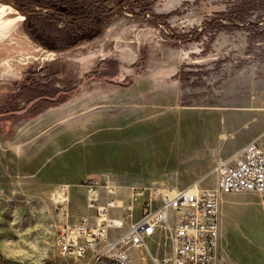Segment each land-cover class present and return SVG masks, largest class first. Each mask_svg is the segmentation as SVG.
<instances>
[{
    "label": "rangeland",
    "instance_id": "obj_1",
    "mask_svg": "<svg viewBox=\"0 0 264 264\" xmlns=\"http://www.w3.org/2000/svg\"><path fill=\"white\" fill-rule=\"evenodd\" d=\"M232 2H236L235 11L250 17L262 16L261 12L264 11V0ZM263 32L264 24L258 22L247 30L239 29L227 35L231 36L230 43L233 45L226 43L225 38H218L215 50L221 55L224 44L229 47L226 57L223 58L230 59L231 68H222V72L214 74L213 80L208 78L202 83L182 85L178 90L176 82L168 81V77L158 78L162 84L160 91L169 90L170 100L159 102L158 106L154 107L161 111L156 117V122L151 118L129 129L131 132L144 131L145 136L138 139L132 137L131 141L124 135L99 134L84 142L81 141L67 153L45 161L40 169L35 170L32 166L33 169L27 172L24 165L19 166L16 171L0 162V264H112L106 259L96 260L90 256L77 261L65 260L58 254L53 243L51 204L52 192L61 183L68 184L69 204L74 209L73 214L79 212L82 203L79 183L92 175L104 174L116 183L182 186L199 180L201 185L213 186L214 175L211 168L216 159L225 158L228 154L221 143L222 138L231 135V131L224 125L221 126L219 121L221 110L210 104L212 98L199 100L197 96L204 91L202 89L205 86L213 85L220 74L231 76L226 80L228 87L226 95L250 96L253 91H248V86L245 85L246 78H251L252 75L254 79L264 76V35H259ZM221 58L218 56V61ZM210 60L207 55L202 62L209 63ZM148 76L145 79L152 81L153 78ZM252 83L257 85V81ZM165 85L167 87H164ZM236 86H241V89ZM151 90L147 92H153ZM217 91L212 94L218 98L223 96L224 92L221 93L219 89ZM140 101L138 104L143 108L146 103ZM130 105L131 102L125 104ZM106 106L107 104L98 105V102H94L88 110L82 103L59 121L80 116L62 124L67 127L91 118L104 119L105 115L99 114L106 110L83 114L101 111ZM180 106L188 107L183 109ZM198 106L202 108L198 109ZM120 107L115 109L119 110ZM220 107H226V104L223 103ZM183 112L188 115H183ZM138 115L144 116L141 112H138ZM145 125L148 126L144 127ZM216 134L217 139L214 141L213 137ZM38 136L37 132L29 133L26 143L29 145ZM20 154L21 151L18 150L16 156ZM219 212L221 225L219 251L223 264H264V193L255 191L222 193L219 196ZM147 244L150 253L154 255L155 246ZM159 251L161 252L162 248H159Z\"/></svg>",
    "mask_w": 264,
    "mask_h": 264
},
{
    "label": "flooded vegetation",
    "instance_id": "obj_2",
    "mask_svg": "<svg viewBox=\"0 0 264 264\" xmlns=\"http://www.w3.org/2000/svg\"><path fill=\"white\" fill-rule=\"evenodd\" d=\"M12 1L32 43L51 53L71 50L84 60L87 72L68 92L81 83L89 88L94 83L127 88L148 65L149 55L163 60L159 69L168 74V81L176 82L178 90L182 85L202 83L222 68H231L230 59L223 58L229 47L224 44L221 55L215 50L218 38L233 45L227 35L264 24V11L262 16H247L234 10L232 0ZM207 55L209 63L202 62ZM230 77L220 74L198 99L212 98ZM58 93L28 80L20 92L22 108L37 100L25 114L62 102L66 97Z\"/></svg>",
    "mask_w": 264,
    "mask_h": 264
},
{
    "label": "built area",
    "instance_id": "obj_3",
    "mask_svg": "<svg viewBox=\"0 0 264 264\" xmlns=\"http://www.w3.org/2000/svg\"><path fill=\"white\" fill-rule=\"evenodd\" d=\"M214 185L193 181L183 187L160 183L119 184L107 175L84 178L83 211L69 220L68 184L52 192L53 243L65 260L87 256L112 264H132L130 251L147 264H223L219 251L222 193H264V152L254 140L242 144L212 165ZM135 208L137 215L135 216ZM155 234V247L170 248L160 258L145 239Z\"/></svg>",
    "mask_w": 264,
    "mask_h": 264
},
{
    "label": "water",
    "instance_id": "obj_4",
    "mask_svg": "<svg viewBox=\"0 0 264 264\" xmlns=\"http://www.w3.org/2000/svg\"><path fill=\"white\" fill-rule=\"evenodd\" d=\"M68 52L51 53L32 43L30 37L25 36L13 1L0 0V162L4 166L17 171L23 157L40 137L80 117L59 121L82 103H104L107 106L101 112L114 111L108 108H122L132 102L137 94L141 100L148 94L149 85L160 83V78L167 77L159 69V62L163 60L149 55L148 65L139 75L140 78L132 80L127 88L104 83H94L89 88L86 83H81L68 92L66 89L83 79L87 72L84 60L77 53ZM148 75L154 80L145 79ZM28 80L41 89L48 87L52 91L59 90L57 95L63 94L66 98L36 114H25L26 109L37 100L22 108L24 99L20 97V92ZM91 112L100 111L83 115ZM9 115L11 117L8 118ZM33 132L39 133V136L28 145L26 137ZM18 150L21 154L16 156Z\"/></svg>",
    "mask_w": 264,
    "mask_h": 264
},
{
    "label": "crops",
    "instance_id": "obj_5",
    "mask_svg": "<svg viewBox=\"0 0 264 264\" xmlns=\"http://www.w3.org/2000/svg\"><path fill=\"white\" fill-rule=\"evenodd\" d=\"M250 72V70H248ZM247 71V72H248ZM264 72V71H263ZM262 72V73H263ZM259 73V71H258ZM251 79V81H250ZM240 82V80H238ZM253 81H257V85L253 84ZM156 86H151L148 89H152L151 94L148 92L146 97H143L141 100L145 101L148 106H140L138 103L141 102L137 95L133 97L130 106H125L119 110L107 111L100 113L99 115L104 114L105 118H100L96 120L88 119L80 124H73L72 126H61L60 128L50 132L48 134L40 137L32 146V148L26 153L23 157V160L20 162V165H24V170L31 171L33 167L35 170L40 169L45 161H50L52 157L60 156L64 153H67L72 148H75L82 141L84 142L91 137H95L99 134H114L115 136L124 135L132 141V137L138 139L140 136H145L144 131H129L133 128L134 125L139 122H143L148 119H154L156 122V117L160 114L161 111L156 110L154 107L158 106L159 102H164L170 100V93L162 89V84L156 83ZM245 85L248 86V91L251 90L252 94L250 96H231L226 95L227 83H224L220 87V92H224L223 96H213L212 103L213 106H217L221 110L219 121L221 126L231 131V135L228 138H222V146L228 154L225 157L231 155L236 151L242 144L254 140L258 146L264 152V76H258L257 79H254V76L246 78ZM164 87H167L166 85ZM237 87V86H236ZM236 87H234L236 89ZM241 89V86L237 87ZM166 89V88H165ZM157 90V91H156ZM221 92V93H222ZM151 94V95H149ZM226 104V107H220L221 104ZM84 108L90 110L92 103H83ZM104 103H98V105H103ZM153 104L152 106H150ZM150 106V107H149ZM147 107V108H146ZM169 107V106H168ZM188 106H180V108L187 109ZM198 109H201L202 106H198ZM170 109V108H169ZM163 111V110H162ZM101 112V111H100ZM138 112L144 114V116H139ZM213 113V112H212ZM200 114H203L200 112ZM183 115H188L183 112ZM180 116V115H179ZM154 124H157L155 123ZM148 125H145L146 127ZM138 131V132H137ZM219 131V130H218ZM217 131V134H218ZM217 134L213 137L214 141L217 139ZM131 137V138H130ZM133 139V140H136ZM127 140V139H126ZM122 142V141H121ZM144 143V142H143ZM142 143V144H143ZM34 162V163H33ZM33 166V167H32ZM28 169V170H27ZM30 169V170H29ZM33 170V171H35ZM194 181V180H193ZM192 182V181H191ZM199 185V180L196 181ZM66 183V182H65ZM131 183V182H129ZM119 184H128V183H119ZM187 185V184H186ZM175 187H183L176 185H169ZM204 186V185H201ZM82 194V203L81 208L78 213L73 214L72 209L69 204L68 197V211H69V220L74 219L79 213L83 211V189L81 187ZM230 193V192H229ZM228 194V193H225ZM137 208H135L134 215L136 216ZM221 233V225H220ZM157 236L155 234L149 236L145 239L146 244L151 243L155 246V241ZM148 246V244H147ZM159 248H162V251H159ZM155 247V254L157 258H160L163 253L170 250L168 244L165 247ZM130 256L132 258V264H147V262L138 261V252L136 249L130 251Z\"/></svg>",
    "mask_w": 264,
    "mask_h": 264
}]
</instances>
